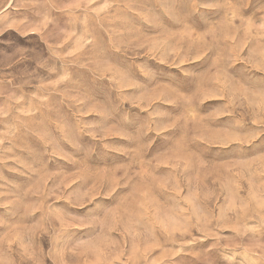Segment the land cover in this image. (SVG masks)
<instances>
[{
    "label": "rangeland",
    "instance_id": "rangeland-1",
    "mask_svg": "<svg viewBox=\"0 0 264 264\" xmlns=\"http://www.w3.org/2000/svg\"><path fill=\"white\" fill-rule=\"evenodd\" d=\"M0 264H264V0H0Z\"/></svg>",
    "mask_w": 264,
    "mask_h": 264
}]
</instances>
